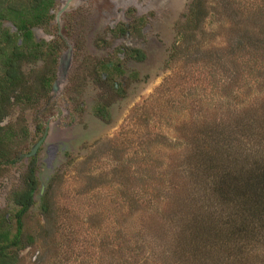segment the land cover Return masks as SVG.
Segmentation results:
<instances>
[{
  "label": "rangeland",
  "instance_id": "obj_1",
  "mask_svg": "<svg viewBox=\"0 0 264 264\" xmlns=\"http://www.w3.org/2000/svg\"><path fill=\"white\" fill-rule=\"evenodd\" d=\"M65 1L54 0L52 18L31 28L29 44L57 47L53 71L51 56L24 58L15 94L31 100L12 98L0 123L22 119L19 157L0 166V212L10 216L11 192L23 185L30 158L24 154L45 135L26 217L33 243L19 250L17 264H160L150 249L189 241L193 211L207 225L205 240L211 226L222 238L228 212L222 207L212 217L201 206L184 133L210 122L227 134L235 115L264 105V0H202L205 16L189 29L192 0H77L58 13ZM4 31L24 41L11 20L0 21ZM43 74L53 75L46 93ZM46 191L48 217L39 209ZM246 264H264V254L249 253Z\"/></svg>",
  "mask_w": 264,
  "mask_h": 264
},
{
  "label": "trees",
  "instance_id": "obj_2",
  "mask_svg": "<svg viewBox=\"0 0 264 264\" xmlns=\"http://www.w3.org/2000/svg\"><path fill=\"white\" fill-rule=\"evenodd\" d=\"M52 5L53 0H0V21L11 20L19 35L24 38V41L18 43V38L16 40L8 31L0 35V55L3 59L0 72V123L8 113L12 98L16 99V102L31 100L29 94H15L21 78L19 64L24 58L38 60L51 56L49 64L53 71L57 60V47L44 41L29 44L31 28L43 26L48 22ZM205 11L202 0H192L185 15L184 25L188 29L192 28V24L197 26L203 20ZM27 42L30 47L25 45ZM127 54L138 60L144 58V53L139 48H133ZM52 78L53 75L43 74L42 93L48 91ZM20 95L24 98L20 99ZM262 104L250 105L244 111L246 116L235 115L231 132L227 134H216L215 127L210 122H202L201 129L196 128L193 131L186 127L184 136L190 147V157L194 159L189 165V177H195V186L197 182L202 183L200 190L204 197L201 206L209 208L210 213L213 212L212 217L222 207L228 212H222L225 218V233L219 238L217 233L212 232L215 227L211 226V233L210 230H204L207 231L204 233L205 240L201 230L207 225L200 219L198 212L193 211L189 224L185 225L193 231L189 241L150 249L160 264H246L249 253L263 256L264 118L260 115L261 109L264 108ZM21 120L15 125H0V166L11 165L19 157V145L14 138L15 130L20 129ZM37 128L40 129V126ZM250 156L253 157L252 160ZM196 176L200 177V180ZM37 189L35 157L31 156L24 173L23 185L14 189L10 195L14 205L13 213L10 216L0 212V264H17L19 250L33 243V237L26 229V217L35 204L34 194ZM48 193H43L39 201V209L45 217L51 216ZM199 234L202 235L200 239ZM211 251L217 259H209Z\"/></svg>",
  "mask_w": 264,
  "mask_h": 264
},
{
  "label": "water",
  "instance_id": "obj_3",
  "mask_svg": "<svg viewBox=\"0 0 264 264\" xmlns=\"http://www.w3.org/2000/svg\"><path fill=\"white\" fill-rule=\"evenodd\" d=\"M64 8V7H63ZM63 10V9H61ZM71 55V48H68V50L65 53V59H64V63L65 65H67L69 63V57ZM45 134V133H44ZM45 135H43L30 149V151L28 153L25 154L26 157H30L35 155L36 153V149L38 148V146L40 145V143L42 142L43 138Z\"/></svg>",
  "mask_w": 264,
  "mask_h": 264
},
{
  "label": "flooded vegetation",
  "instance_id": "obj_4",
  "mask_svg": "<svg viewBox=\"0 0 264 264\" xmlns=\"http://www.w3.org/2000/svg\"><path fill=\"white\" fill-rule=\"evenodd\" d=\"M72 1H77V0H66L65 1V3H64V5L58 10V13H60V12H62L64 9H66V7H67V5L70 3V2H72ZM53 2H54V0H53ZM52 7H53V5H52ZM52 7L50 8V10H49V14H50V11H51V9H52ZM64 7V8H63ZM61 9H63V10H61ZM51 15V18H52V14H50ZM50 18V19H51ZM123 50L122 51H127V53L129 52V50H131V49H133V48H130L129 50L127 49V48H122ZM26 154V153H25ZM25 154H24V156H25ZM34 156V155H33ZM26 157V156H25ZM31 157V156H30Z\"/></svg>",
  "mask_w": 264,
  "mask_h": 264
}]
</instances>
